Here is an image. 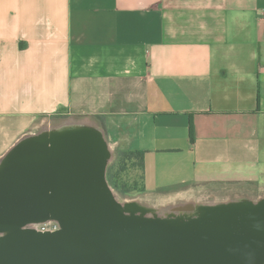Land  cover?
I'll return each instance as SVG.
<instances>
[{
    "label": "crops",
    "instance_id": "obj_1",
    "mask_svg": "<svg viewBox=\"0 0 264 264\" xmlns=\"http://www.w3.org/2000/svg\"><path fill=\"white\" fill-rule=\"evenodd\" d=\"M50 116L145 153L156 201L264 179V0H0V162Z\"/></svg>",
    "mask_w": 264,
    "mask_h": 264
},
{
    "label": "water",
    "instance_id": "obj_2",
    "mask_svg": "<svg viewBox=\"0 0 264 264\" xmlns=\"http://www.w3.org/2000/svg\"><path fill=\"white\" fill-rule=\"evenodd\" d=\"M113 161L87 124L19 142L0 162V264H264V199L159 216L121 201ZM50 221L60 229L36 228Z\"/></svg>",
    "mask_w": 264,
    "mask_h": 264
},
{
    "label": "rangeland",
    "instance_id": "obj_3",
    "mask_svg": "<svg viewBox=\"0 0 264 264\" xmlns=\"http://www.w3.org/2000/svg\"><path fill=\"white\" fill-rule=\"evenodd\" d=\"M66 119H67L66 117H56V116L46 117L44 119V123H42L43 124L42 127H40L39 133L44 131H51L57 128L59 126L58 123ZM47 125H51V126L55 125V126L51 129L48 128L43 129ZM120 153H121L120 150L113 149L114 161L110 165L108 170V180L111 187L113 188L115 193H117L121 201L139 202L143 206L154 209L156 213L159 212V210H162L163 211L162 213L167 215L181 214V213L190 215L193 214V212H195L197 207H200L202 205H215V204L228 203V202L241 201V200H252L256 202L264 199V179H262L259 176L253 178H238L236 180L237 182L233 186L222 187L219 189L208 188L207 186L204 185L200 187L195 186L193 187V189H190L191 191H189V193L187 192L184 193L183 195L174 198H165L164 200L162 199L160 201H156L150 198L149 195L146 193V191L143 190L140 186L136 187L139 189V191L131 192L123 195L112 185L109 178V172L111 169L115 173L116 161ZM131 174L132 176L134 175V178L131 176ZM120 176L122 177L123 180H127L130 182L134 181L135 178L137 180H140L139 173L133 170L131 171L130 168L124 170L120 174ZM128 187L130 188V186ZM159 214L160 213H158V215ZM51 226L52 223H44L40 226V229Z\"/></svg>",
    "mask_w": 264,
    "mask_h": 264
},
{
    "label": "trees",
    "instance_id": "obj_4",
    "mask_svg": "<svg viewBox=\"0 0 264 264\" xmlns=\"http://www.w3.org/2000/svg\"><path fill=\"white\" fill-rule=\"evenodd\" d=\"M191 137H193L192 129H191ZM118 156L119 157L117 158L116 161L115 173L112 169L109 172V178L112 185L123 195L131 192L139 191V189L136 188L137 186H140L143 190H145V185H144L145 153L121 151V153ZM127 168H130L131 171L133 170L135 172H138L140 180H137L136 178L132 182L123 180L120 174ZM132 177L134 178V175ZM128 186H130L131 189Z\"/></svg>",
    "mask_w": 264,
    "mask_h": 264
},
{
    "label": "built area",
    "instance_id": "obj_5",
    "mask_svg": "<svg viewBox=\"0 0 264 264\" xmlns=\"http://www.w3.org/2000/svg\"><path fill=\"white\" fill-rule=\"evenodd\" d=\"M47 223H52V226L51 227H45L43 229H38V230H40V231H48V232H55V231H58L60 229V226H59V224L56 221H50V222H47Z\"/></svg>",
    "mask_w": 264,
    "mask_h": 264
},
{
    "label": "bare ground",
    "instance_id": "obj_6",
    "mask_svg": "<svg viewBox=\"0 0 264 264\" xmlns=\"http://www.w3.org/2000/svg\"><path fill=\"white\" fill-rule=\"evenodd\" d=\"M55 126V125H54ZM54 126H51V125H47V126H45L43 129H51V128H53ZM163 211L162 210H159V212H157V213H160L159 215L160 216H168L167 214H163L162 213ZM162 213V214H161ZM42 224H39V225H36V228L37 229H40V226H41Z\"/></svg>",
    "mask_w": 264,
    "mask_h": 264
}]
</instances>
